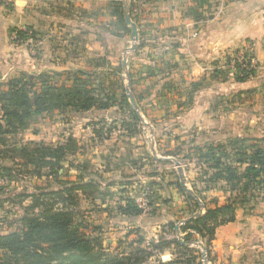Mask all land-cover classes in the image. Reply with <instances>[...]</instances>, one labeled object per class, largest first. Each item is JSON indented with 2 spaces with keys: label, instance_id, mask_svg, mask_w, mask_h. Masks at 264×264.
<instances>
[{
  "label": "rangeland",
  "instance_id": "1",
  "mask_svg": "<svg viewBox=\"0 0 264 264\" xmlns=\"http://www.w3.org/2000/svg\"><path fill=\"white\" fill-rule=\"evenodd\" d=\"M225 2L206 0L210 7L204 16H210ZM5 3L2 4L5 13H12L14 1ZM44 3L42 10L50 19L42 21L41 28H36L37 18L30 10L21 24L13 22L23 30L29 27L28 35L33 31L34 38L16 39L10 28L18 26L11 24L6 28L7 41L0 47V81L25 69L29 74L51 71L58 85H71L74 78L86 80L77 76V71L83 70L92 76L84 83L90 95L101 99L106 94L118 103L127 85L125 72L131 69L137 80L135 90L144 97L138 104L141 119L135 121L131 111L118 104L87 111L51 107L34 116L27 128L4 134V142L0 143V233L13 231L20 216L39 212L40 207H32L36 195L91 181V187L72 191L74 204L67 207L72 209L74 221L82 223L81 230L98 237L107 251L128 252V243L136 239L137 232L148 243L178 239L179 234L183 237L182 225L178 233L175 226L184 211L177 205L185 199L172 159L180 162L185 186L199 198L200 214L206 207L227 201H235L236 210L246 213L264 212L260 197L248 194L243 200L240 184L233 188L224 179H212L211 163L198 159L194 151L195 146L211 142L227 144L236 137H264V42L258 50L244 44L255 66L254 74L242 79L233 59L235 50L239 53L243 45L229 49L217 60L196 64L182 61L173 46L165 49V43L176 41L178 31L172 28L148 31L156 23L150 18L151 1L56 0L51 4L44 0ZM124 3L133 10L131 19L138 29L136 41L130 39V27L127 25L130 31L125 34L114 15L119 7L124 10ZM49 8L52 15L47 14ZM132 45L135 49L130 51ZM124 59L127 66L123 65ZM64 71L71 72L69 81L65 80ZM191 72L195 74L190 77ZM72 139L76 149L61 166L55 167L50 177L44 176L47 171L44 168L40 176L31 173L33 166L21 155L25 146L32 148L42 143L59 146ZM170 187L179 192L170 198L174 197L172 201L176 204L167 205ZM147 191L148 210H141L142 217L136 219L157 216L162 204L176 216L159 224L154 235L137 228L131 216L120 211L128 203L135 205V199L143 198ZM191 195L185 197L193 199L196 212L200 206ZM43 197L49 203L56 200ZM61 207L60 202L55 204V208ZM169 222L174 223V232ZM129 232L132 234L128 237ZM192 233L188 246L192 240H200L205 246L201 237ZM189 247L195 249L196 261L205 264L199 247ZM149 262L155 261L146 259L140 264ZM207 262L212 264L211 260Z\"/></svg>",
  "mask_w": 264,
  "mask_h": 264
},
{
  "label": "trees",
  "instance_id": "2",
  "mask_svg": "<svg viewBox=\"0 0 264 264\" xmlns=\"http://www.w3.org/2000/svg\"><path fill=\"white\" fill-rule=\"evenodd\" d=\"M5 2L6 0H0V5L6 4ZM192 2L200 7L206 4V0H192ZM120 4L122 5L121 2L118 5ZM188 13L196 21L204 18L202 12L192 8L188 9ZM132 14L133 10L130 8L131 17ZM114 15L125 30V34L129 33L130 29L125 23L122 8L116 9ZM30 30L29 27L25 30L11 27L10 34L14 33L16 39L26 40L35 36L33 31L28 35ZM237 53L238 49L235 50L234 57ZM234 68L238 74H242V79L254 74V68L241 67L237 62L234 63ZM63 73L65 80L69 81L71 72ZM51 74V71L29 74L20 70L15 75L0 81V143L4 142V134H12L27 128L34 116L46 113L51 107H69L78 111H87L93 107L107 109L118 104L127 107L135 121L140 120L129 103L125 90L119 95L118 103H114L113 96L105 94L99 99L97 95H90L84 83L92 76L86 71H77V76L86 77V80L74 78L70 81L71 85H58ZM128 74L130 90L139 104L144 97L135 90L134 84L137 80H134L131 69ZM104 98L106 101H103ZM74 149L76 145L72 139L59 146L43 143L32 148L25 146L21 150V155L26 163L33 166L31 173L40 176L44 168L47 170L44 176L50 177L55 167L61 166L60 164L66 161L67 155ZM194 151L198 159L211 163L209 166L214 170L212 179H224L233 188L240 184L239 192L243 200H246L250 194L260 197L264 202V137L258 139L236 137L227 144L206 143L195 146ZM91 186V181H84L78 185H64L61 189L36 195V203L32 207H40L39 212L20 216L13 231L0 233V264H140L148 260L154 251L161 252L166 249L174 252L173 258L165 264H200L196 262L195 249L179 242L177 238L152 240L145 246L147 241L139 232L136 233V239L128 243L130 249L128 252L107 251L98 237L81 230L82 223L74 221L72 209L67 207L74 204L72 191ZM180 192L183 193L182 189ZM43 196L56 200L49 203L43 200ZM186 199L194 208L196 204L193 199L191 197ZM57 202L62 204L61 208H55ZM235 205V201H227L221 205L206 207L202 214L183 223L180 232L184 233L182 237L184 242L191 239L193 234L191 231L197 233L205 243L207 259L211 260L210 246L215 230L218 226L235 220ZM120 211L125 216L141 214V209L133 203L121 206ZM168 225L174 232V223L169 222Z\"/></svg>",
  "mask_w": 264,
  "mask_h": 264
},
{
  "label": "crops",
  "instance_id": "3",
  "mask_svg": "<svg viewBox=\"0 0 264 264\" xmlns=\"http://www.w3.org/2000/svg\"><path fill=\"white\" fill-rule=\"evenodd\" d=\"M12 1H14L12 13L6 14L4 5H0V47L7 41L6 28L11 24L19 27L13 22L21 24L28 10L32 11L33 17L37 18L35 20L36 28L41 26L42 21L50 19V16H46L42 10L45 5L44 0ZM47 1L54 4L56 0ZM209 7L210 5L207 3L201 7L196 6L192 0L154 1L150 8V18L152 22L156 23L148 31L164 28L177 29L176 41L165 43L164 48L168 49L173 46L182 57V61H187L188 64L191 61H193L191 64H196L197 61L217 60L229 49L233 50L246 43L252 45L256 50L261 47L264 42V0H226L213 13H210V16L206 17L204 16L205 11ZM189 8L202 12L204 18L198 21L194 20L188 13ZM47 14L52 15L51 8L47 9ZM196 70L194 67L193 71L197 72ZM22 71L27 72L25 69ZM185 73H187L186 70ZM194 74L191 72L190 77ZM177 191L170 187L167 194L170 201L166 202L167 205L176 204L172 201L174 197L172 200L170 198L172 195H176ZM182 194L185 201L177 202V207L184 211L182 210V216L177 219L173 213H170V209H164L162 204L157 216L146 218L147 220L141 219L142 221L136 219L137 216H131L130 220L136 223L137 228L143 229L150 235H154L158 231L159 224L167 220H180L179 224H181L182 220L195 211L192 204L186 199L184 195L186 193L183 191ZM262 211L253 210L246 213L242 209L236 210L234 221L216 228L210 246L212 264H264V212ZM138 217L142 216L138 215ZM131 234L129 232L128 237ZM182 234L184 235V233ZM145 240L147 241L146 238ZM173 252L171 249L161 252L154 251L149 259H154L157 264H165L173 258Z\"/></svg>",
  "mask_w": 264,
  "mask_h": 264
},
{
  "label": "water",
  "instance_id": "4",
  "mask_svg": "<svg viewBox=\"0 0 264 264\" xmlns=\"http://www.w3.org/2000/svg\"><path fill=\"white\" fill-rule=\"evenodd\" d=\"M127 1V0H126ZM123 15H124V20H125V23L130 27L131 29V33H130V39L131 40H134L136 41L138 39V29H137V26L136 24L132 21L131 19V15H130V8L128 6V4L125 5L124 3V10H123ZM135 49V45H132L129 50L130 51H133ZM127 60L124 59L123 61V65L127 66L126 64ZM125 77H126V80H127V85H126V89H125V92L129 98V102L130 104L132 105L135 113L137 114V116L141 119V116H140V109H139V106H138V103L136 102V99L132 93V91L130 90V77H129V74H128V71L125 72ZM170 159V158H169ZM174 161V164L176 166V169L179 173V176H180V179H181V182H180V185L183 189V191L186 193V194H189L191 195V192L190 190L185 186V183H184V176L182 175V166L180 164V162L172 159ZM193 195V194H192ZM191 195V196H192ZM195 200L197 201L198 205L200 206L198 208V210L195 212V211H192L191 214L184 220L181 221V224L182 223H185L187 221H189L191 218L195 217L196 215H199L201 213V210H202V207H201V203H200V200L199 198L196 196V195H193ZM181 224H178L175 226V231L178 233L179 231V227ZM179 237V235H177ZM179 242L181 243H184V244H187L188 242H184V240H182L181 238H178ZM199 248H200V252H201V258H202V261L205 263V264H210L207 262V259H206V255H205V246L202 244V243H199Z\"/></svg>",
  "mask_w": 264,
  "mask_h": 264
},
{
  "label": "built area",
  "instance_id": "5",
  "mask_svg": "<svg viewBox=\"0 0 264 264\" xmlns=\"http://www.w3.org/2000/svg\"><path fill=\"white\" fill-rule=\"evenodd\" d=\"M13 36L15 35L14 33H12ZM239 63L241 65V67H245V68H253L255 66V63L253 64V58L247 53L246 51V47H241L239 53L234 57L233 59V63ZM149 195V191L144 193V197L140 198V199H135L136 205L138 206V208H140L142 211H147L148 210V206H147V196ZM193 232V231H191ZM178 238H182V235L179 234ZM199 243H202L200 240H192L189 243V246H196L199 247ZM200 249V248H199ZM205 255H206V251H205ZM207 258V255H206Z\"/></svg>",
  "mask_w": 264,
  "mask_h": 264
}]
</instances>
